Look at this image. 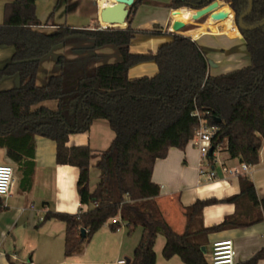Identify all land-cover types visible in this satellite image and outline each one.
Returning <instances> with one entry per match:
<instances>
[{"label":"trees","instance_id":"1","mask_svg":"<svg viewBox=\"0 0 264 264\" xmlns=\"http://www.w3.org/2000/svg\"><path fill=\"white\" fill-rule=\"evenodd\" d=\"M145 1L135 0L127 19ZM222 1L229 3L237 22L249 6L248 0ZM252 1V10L243 20L246 26L264 20V0ZM205 2L170 0L166 7L175 10L189 7L187 3L202 7ZM239 30L250 63L211 74L205 49L190 35L174 32L156 51L135 53L130 44L138 32L158 33L133 28L132 20L125 28H74L62 23L53 31H46L37 15L36 0L6 3L0 46H13L14 52L0 68V79L18 74L19 85L0 90V149L6 150L7 157L18 165L24 188L31 184L35 171L36 136L55 142L58 164L79 168L77 192L81 203L92 207L75 214L48 211L39 222L54 218L66 224L67 256L82 252L94 234L110 222L112 231H117L121 223L126 224L129 234L142 227L129 264H155L159 234L165 237L162 255L166 259L177 255L185 264H211L207 257L210 233L264 220V200L259 199L252 179L241 176L238 194L223 199H198L186 207L185 228L177 232L159 207L160 186L152 180L156 159L165 157L171 147L184 148L201 121L217 127L211 140L212 152L221 147L243 163H258L264 139V24ZM90 40L91 48L82 50L114 45L121 60L90 67L96 55L77 59L59 56L60 73L39 86L40 60L53 47ZM146 61L156 63V74L131 78L129 69ZM46 100L57 101L58 108L38 105ZM97 119L107 120L114 132L106 149L96 152L88 144L68 145L72 133L89 131ZM93 159L99 179L91 190ZM223 202L235 204V213L205 227L203 209ZM5 208L0 197V211ZM112 218H116L115 223L110 221ZM261 259L264 247L249 260L236 264H257Z\"/></svg>","mask_w":264,"mask_h":264},{"label":"crops","instance_id":"2","mask_svg":"<svg viewBox=\"0 0 264 264\" xmlns=\"http://www.w3.org/2000/svg\"><path fill=\"white\" fill-rule=\"evenodd\" d=\"M11 1L13 0H0V24L4 21V7L6 3ZM96 1L36 0L37 15L44 25L57 26L66 23L74 28L100 27L99 6L96 5ZM169 1L166 0L165 3ZM177 11L183 13H177ZM137 12L133 17V28L154 30L159 34L180 32L190 35L199 42L206 51L210 69L216 71L214 74H222L250 63L243 36L233 21V13L226 19L221 20L217 24L218 31L212 33L206 30L205 22L200 24L199 27L193 25V28L191 27L186 31H173L170 25L173 12L176 19L185 23V25L195 22L192 19L195 10L188 7H181L176 10L166 7L165 16L144 21L136 20ZM51 14L52 17L50 18ZM195 24L197 23L195 22ZM155 25L159 28H154ZM223 25L225 26L224 29L220 30ZM147 36L140 37L136 35L130 44V50L135 53L156 51L158 46L172 38L160 41L167 37H156V34L150 37ZM92 45L93 41L90 40L53 47L40 60L39 72L37 73L39 86L45 84L50 76L60 73V66L57 64L59 56H64L67 59H77L96 55L91 60L90 67L121 60V54L114 45L82 50V48H91ZM55 48L60 49L53 53ZM238 51H241V55L236 56ZM13 52V46H0V68L10 61ZM156 71V63L146 61L132 66L129 69V76L131 78L144 75L152 76L156 74ZM18 85V74L6 75L0 79V90L15 88ZM38 105H45L53 110L58 108V102L55 100H46ZM38 105L35 107H38ZM102 120L104 119L94 120L87 132L71 134L68 145L88 144L96 152L106 149L104 139L102 141L99 137L94 139L92 136L93 128L99 124L98 122H101V126L104 127ZM107 126H109V123ZM106 128L111 129L110 126L103 129ZM36 137L35 171H33L31 177V184L27 188L21 185L22 173L18 165L12 162L5 154L6 150L2 149L6 155L5 160L15 168L16 172L14 187H12L10 194L3 198L6 208L0 211V264H11V262L15 264H103L114 262L120 258L131 259L134 250L128 248L127 240L129 241L132 233H128L126 224H122L117 231H112L109 226L110 222H107L94 234L82 252L71 256L64 253L66 224L54 218L39 224L48 211L75 214L88 210L92 207V204H83L80 201L77 192L79 168L73 165L58 164L56 162L55 142L42 136ZM113 138L114 136H109V139L106 140L107 143L108 141L112 142ZM261 145L258 163L249 165L248 170L245 171L242 169L243 162L239 158L230 157L227 150L221 147L211 153L210 159L207 158L206 161H202L201 154L192 141H189L184 148L171 147L165 157L156 159L153 165L152 180L160 186L157 202L169 225L175 231L182 232L186 224L185 208L198 199L212 197L223 199L238 194L240 192L241 176H249L252 179L259 199L264 200V139ZM91 163L90 178L93 170H97L93 166L96 159H93ZM227 169L237 170V172L230 173ZM212 170L215 171V176L210 178L209 172ZM97 176L99 177V173ZM96 184L91 186L90 179L91 190L95 188ZM235 211V204L230 202L212 204L203 209L201 218L204 226L208 227L221 222L225 216L232 215ZM138 227L141 228V236L142 227ZM106 228L115 234L121 233L119 239L115 241L116 243L107 248L112 254L101 259L90 257L93 251L98 250L97 244L99 245L102 239L106 237L112 239L107 235ZM160 237V235L157 237L155 244V264H185L177 255L166 259L162 253V257L158 254L157 249L160 250L165 244V237L164 239ZM221 239H232L234 241L237 255L236 263L249 260L264 247V220L250 226L232 227L231 229L210 233L207 246L209 260L213 243ZM138 240L131 247L136 246ZM257 264H264V259L259 260Z\"/></svg>","mask_w":264,"mask_h":264},{"label":"rangeland","instance_id":"3","mask_svg":"<svg viewBox=\"0 0 264 264\" xmlns=\"http://www.w3.org/2000/svg\"><path fill=\"white\" fill-rule=\"evenodd\" d=\"M165 1L166 0H146L145 3L141 4V6H139L136 9V10H138V12L137 11H132L131 12V14L129 16V19H127V21H126V25H124V27H119L118 26V28L127 27V25L129 24V21L130 20L133 21V17H134L136 12H137V19H136L137 21H144V20H148L150 18H161V17L165 16V14H166V3H165ZM221 2H222V0H221ZM223 3H224V1H223ZM96 5L99 6V0L96 1ZM177 13H183V12L177 11ZM204 19H205V17L196 18L194 21L197 24H195V22L191 23V24H186L183 28L180 29V31H186L189 28L191 29V27L193 25H194V27H199L200 24L204 23ZM233 21L235 23V19L234 18H233ZM44 26L47 27V29H45L46 31H53L55 29V27H56L55 25H52V24H48V25H44ZM48 27H50V29H48ZM224 27H225L224 25L221 26L222 29H220V30H223ZM154 28H159V27L155 25ZM153 34L154 33H145V32H141L140 31L136 35L140 36V37H146L148 35L147 37H150ZM156 37H162V38L167 37L166 39L160 40V41H166V40L170 39L172 37V35L169 34V33H162V34L158 33V34H156ZM214 37H216V36H214ZM217 37H219V36H217ZM158 41H159V39H158ZM58 49H60V48H55L53 50V53L58 51ZM237 54L238 55H236V56L241 55V51H238ZM209 71L211 73H213V74L216 72L214 69H210ZM147 76H149V75H147ZM98 123L99 124H97L93 128L92 136H93L94 139H96L98 137L100 139H102V141L104 139V143L106 142L104 146H106V148H107L110 145L111 141H108V143H107L106 140L109 139V136L113 137L114 136V132L110 128L103 129L105 127H109V126H107L108 123H107L106 120L105 121L102 120V123H104V127L101 126V124H100L101 122H98ZM72 134H79V133H72ZM5 158H6V155L4 154V151L2 149H0V163H7ZM98 173H99L98 170H93V174H92V177H91V186H94V184L98 182V179H99V177L97 176ZM140 230H141V228L137 227L132 232V234H131L132 236L130 237L129 241L127 240V246H128V248H130V250H134L135 246L134 247H131V246H133V244L136 242V240H138V237L140 236ZM106 233H107V235L112 237V239L109 238V237L108 238L106 237L107 239L106 238L102 239V242L99 245L97 244V249L98 250L93 251V253L90 255V257H96V258H100L101 259V258L107 257L108 255L112 254L107 248L116 243L115 241L119 239L121 233L118 232L117 234H115L108 228H106ZM159 235L161 236L160 237L161 239H164V236L162 234H159ZM137 243H138V241H137ZM163 246H164V244H163ZM131 248H133V249H131ZM162 249H163V247L160 250L157 249V252H158V254L160 256H161V253H162ZM131 254H132V251H131Z\"/></svg>","mask_w":264,"mask_h":264},{"label":"water","instance_id":"4","mask_svg":"<svg viewBox=\"0 0 264 264\" xmlns=\"http://www.w3.org/2000/svg\"><path fill=\"white\" fill-rule=\"evenodd\" d=\"M248 1H249L248 9L238 17V22L230 5L223 4L221 0H206L205 4L202 7H198V5L194 3H187V4L189 6L188 8L195 10L196 12H198V14H201L200 17H205L204 22L206 24L205 26L206 30L208 32L216 33L219 29L217 27V24L221 20L226 19L229 15H231V13H233V18L235 19V24L238 30L240 28L252 29L262 26L264 24V20L252 26H246L243 23L244 18L251 12L253 7V1L252 0H248ZM134 2L135 0H116L115 3L106 6L100 12L99 15L100 24L101 21H106L112 24L109 26L107 25L108 27H118L115 24H119L123 22L126 23L129 9ZM174 12L170 19V25L172 26L171 28L173 29V31H180V29L185 26V23L178 21L176 19V16L174 15ZM100 28H103L102 24L100 25ZM211 153H212V148L210 149V154ZM81 232L84 234L85 230L82 229ZM126 260H127V264H129L131 261L130 258H126Z\"/></svg>","mask_w":264,"mask_h":264},{"label":"built area","instance_id":"5","mask_svg":"<svg viewBox=\"0 0 264 264\" xmlns=\"http://www.w3.org/2000/svg\"><path fill=\"white\" fill-rule=\"evenodd\" d=\"M223 3V2H222ZM227 4V3H223ZM229 5V3H228ZM171 29V28H170ZM198 115V113H196ZM217 127L208 125L205 121H201L200 128L196 131L193 137L192 143L198 148L202 161H206L208 154L212 145V136ZM249 165L246 163L242 164V169L248 170ZM230 173H235L236 171L228 170ZM215 176V171L209 172V177L213 178ZM15 182V168L8 163H0V197L6 198L10 192ZM111 222L115 223L116 218H112ZM123 224V223H121ZM236 250L234 241L232 239H221L213 243L212 252L210 255L211 264H236ZM103 264H127L125 258H120L114 262H107Z\"/></svg>","mask_w":264,"mask_h":264},{"label":"bare ground","instance_id":"6","mask_svg":"<svg viewBox=\"0 0 264 264\" xmlns=\"http://www.w3.org/2000/svg\"><path fill=\"white\" fill-rule=\"evenodd\" d=\"M116 0H99V15H100V12L106 7V6H109L113 3H115ZM201 16V14H198V12L195 11V13L192 15V19L195 20L196 18H199ZM181 22V21H180ZM183 23V22H182ZM101 24H102V27H107V25H112L111 23L109 22H106V21H101ZM119 27H124V25H126L125 22L123 23H119V24H115Z\"/></svg>","mask_w":264,"mask_h":264},{"label":"flooded vegetation","instance_id":"7","mask_svg":"<svg viewBox=\"0 0 264 264\" xmlns=\"http://www.w3.org/2000/svg\"><path fill=\"white\" fill-rule=\"evenodd\" d=\"M233 11V10H232ZM234 14H235V12H234Z\"/></svg>","mask_w":264,"mask_h":264}]
</instances>
